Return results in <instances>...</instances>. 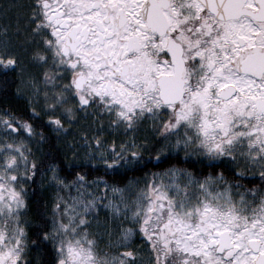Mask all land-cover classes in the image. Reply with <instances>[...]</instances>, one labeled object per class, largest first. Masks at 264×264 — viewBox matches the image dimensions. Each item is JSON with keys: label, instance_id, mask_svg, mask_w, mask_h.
<instances>
[{"label": "snow or ice", "instance_id": "6c2138e0", "mask_svg": "<svg viewBox=\"0 0 264 264\" xmlns=\"http://www.w3.org/2000/svg\"><path fill=\"white\" fill-rule=\"evenodd\" d=\"M0 264H264V0H0Z\"/></svg>", "mask_w": 264, "mask_h": 264}, {"label": "trees", "instance_id": "16d2710c", "mask_svg": "<svg viewBox=\"0 0 264 264\" xmlns=\"http://www.w3.org/2000/svg\"><path fill=\"white\" fill-rule=\"evenodd\" d=\"M11 88L9 89V93H11ZM23 103V101H21V104ZM182 160V157H181ZM172 163H177V161H172ZM142 165V166H141ZM138 165L136 168L131 169V170H125V172H122V170H119V172L113 174L114 175V179L116 181H121V182H126L128 181L130 178L132 177H137L138 173L140 172V168H142L141 172L143 171H150V172H157V171H161L162 169H165L169 166V162L167 160H163V161H157L155 159H150L149 157H145L144 162ZM100 174H103V170L101 169ZM95 175H97L96 172H93L89 177L90 179L93 178ZM253 182L255 183V181L253 180Z\"/></svg>", "mask_w": 264, "mask_h": 264}, {"label": "rangeland", "instance_id": "374dc122", "mask_svg": "<svg viewBox=\"0 0 264 264\" xmlns=\"http://www.w3.org/2000/svg\"><path fill=\"white\" fill-rule=\"evenodd\" d=\"M141 137L144 135V133L142 132V133H140L139 134ZM148 157V155L147 154H145V157ZM142 166V165H141ZM141 170H142V168H140V172L138 173V176L137 177H132V178H130L128 181H126V182H123V183H128L129 181H138L141 185H143L144 183H145V180L146 179H150L151 178V174H152V172H150V171H143V172H141ZM119 172V171H118ZM122 172H125V170H122ZM157 172H159V171H157ZM249 178H251V177H249ZM89 179H90V177H89ZM92 179V178H91ZM257 181L255 180V183H256Z\"/></svg>", "mask_w": 264, "mask_h": 264}, {"label": "flooded vegetation", "instance_id": "af4514ba", "mask_svg": "<svg viewBox=\"0 0 264 264\" xmlns=\"http://www.w3.org/2000/svg\"><path fill=\"white\" fill-rule=\"evenodd\" d=\"M12 87H14V85L12 86ZM249 179H252V178H249ZM255 181V180H254ZM258 182V181H257Z\"/></svg>", "mask_w": 264, "mask_h": 264}]
</instances>
